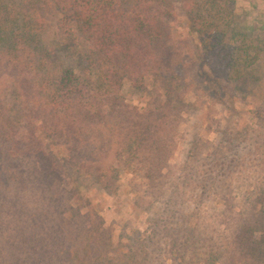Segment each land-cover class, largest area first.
Here are the masks:
<instances>
[{
  "label": "trees",
  "instance_id": "16d2710c",
  "mask_svg": "<svg viewBox=\"0 0 264 264\" xmlns=\"http://www.w3.org/2000/svg\"><path fill=\"white\" fill-rule=\"evenodd\" d=\"M237 1L184 0L198 39L186 66L172 0H0V68L13 73L12 107L0 109V264H74L89 248L73 178L116 183L122 165L162 177L171 145L159 134L182 103L188 70L199 62L239 79L262 53L264 40L235 28ZM126 83L146 99L143 111L128 103ZM182 195L172 193L176 217L156 236L185 229ZM238 240L242 256L264 264V237L246 228ZM136 262L132 251L121 264ZM96 263L110 264L104 250Z\"/></svg>",
  "mask_w": 264,
  "mask_h": 264
},
{
  "label": "rangeland",
  "instance_id": "374dc122",
  "mask_svg": "<svg viewBox=\"0 0 264 264\" xmlns=\"http://www.w3.org/2000/svg\"><path fill=\"white\" fill-rule=\"evenodd\" d=\"M172 4L188 66L197 59L198 39L188 27L184 0ZM234 25L262 44L264 0H238ZM193 65L180 88L182 103L174 105L176 114H166L169 129L159 134L171 145L162 177L152 180L146 166L122 165L116 183L71 181L70 187H82L74 209H79L75 204L85 208L86 234L93 233L74 264H88L102 250L110 264H121L132 251L138 253L135 264H255L241 255L238 235L250 228L255 238L264 237V223L257 221L264 215V48L239 79L211 74L199 62ZM12 74L0 68V109L12 107ZM123 93L129 104L145 109L146 99L128 83ZM27 124L18 130L21 134ZM216 182L223 185L217 189ZM176 190L183 193L179 204L186 227L175 235L166 228L158 237V224L170 227L176 217L171 203Z\"/></svg>",
  "mask_w": 264,
  "mask_h": 264
}]
</instances>
